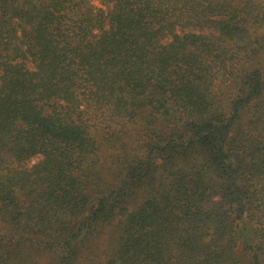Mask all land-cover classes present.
Masks as SVG:
<instances>
[{
  "label": "trees",
  "instance_id": "obj_1",
  "mask_svg": "<svg viewBox=\"0 0 264 264\" xmlns=\"http://www.w3.org/2000/svg\"><path fill=\"white\" fill-rule=\"evenodd\" d=\"M102 3L0 0V264H264V0Z\"/></svg>",
  "mask_w": 264,
  "mask_h": 264
},
{
  "label": "rangeland",
  "instance_id": "obj_2",
  "mask_svg": "<svg viewBox=\"0 0 264 264\" xmlns=\"http://www.w3.org/2000/svg\"><path fill=\"white\" fill-rule=\"evenodd\" d=\"M91 2L97 7H106L103 5L102 0H91ZM32 162H35V160H32Z\"/></svg>",
  "mask_w": 264,
  "mask_h": 264
}]
</instances>
